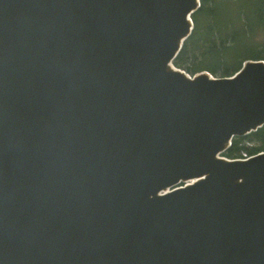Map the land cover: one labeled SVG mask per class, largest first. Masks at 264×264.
I'll use <instances>...</instances> for the list:
<instances>
[{"label":"water","instance_id":"95a60500","mask_svg":"<svg viewBox=\"0 0 264 264\" xmlns=\"http://www.w3.org/2000/svg\"><path fill=\"white\" fill-rule=\"evenodd\" d=\"M201 0H0V264H264V61L173 60Z\"/></svg>","mask_w":264,"mask_h":264},{"label":"trees","instance_id":"16d2710c","mask_svg":"<svg viewBox=\"0 0 264 264\" xmlns=\"http://www.w3.org/2000/svg\"><path fill=\"white\" fill-rule=\"evenodd\" d=\"M192 21L193 31L173 60L174 67L190 75L208 71L225 77L246 60L264 61V0H201ZM260 152L264 126L233 138L222 156L242 159Z\"/></svg>","mask_w":264,"mask_h":264},{"label":"flooded vegetation","instance_id":"af4514ba","mask_svg":"<svg viewBox=\"0 0 264 264\" xmlns=\"http://www.w3.org/2000/svg\"><path fill=\"white\" fill-rule=\"evenodd\" d=\"M249 157H251V156H249ZM249 157H246V155H244V158H242V159H248Z\"/></svg>","mask_w":264,"mask_h":264},{"label":"rangeland","instance_id":"374dc122","mask_svg":"<svg viewBox=\"0 0 264 264\" xmlns=\"http://www.w3.org/2000/svg\"><path fill=\"white\" fill-rule=\"evenodd\" d=\"M218 76H220V75H218Z\"/></svg>","mask_w":264,"mask_h":264}]
</instances>
